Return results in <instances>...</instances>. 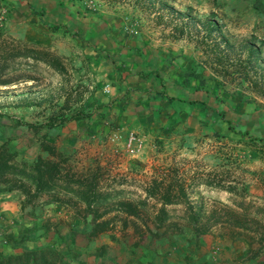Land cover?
Listing matches in <instances>:
<instances>
[{
  "label": "rangeland",
  "instance_id": "rangeland-1",
  "mask_svg": "<svg viewBox=\"0 0 264 264\" xmlns=\"http://www.w3.org/2000/svg\"><path fill=\"white\" fill-rule=\"evenodd\" d=\"M78 1H83L91 11L103 8L118 13L126 24L153 30L162 39L177 41L192 50L209 71L203 72V78L211 80L221 97L219 100L232 95L245 101L255 118L245 124L232 118L233 122L224 120L220 127V124L215 128L206 126L196 142L181 139L166 145L162 138L156 137L153 144L146 143L148 146L144 145L135 155L127 152L124 140L117 144L116 150L99 149V142L91 136L93 132L88 127L107 94L91 49L78 36L62 28H57L50 43L14 37L5 26L10 19L14 20L17 12L21 13L15 9V5H21L18 0H0L1 34L16 41L45 45L61 54L64 62L61 72L38 63L30 68L33 79L0 85V143L5 141L16 152L18 171L30 173L29 164L38 154L58 162L54 187L68 203L74 200L69 196L76 195L93 172L97 176V190L104 197L113 194L115 201L142 199L143 188L150 184L154 174L162 177L161 187L178 178L186 194L178 202L167 204L168 222H185L190 211L187 203L203 212L201 219L205 220L212 218L211 212H219L223 202L242 214L247 222L246 229L235 228L244 232L235 239L243 240L247 247L234 256L219 241L215 253L218 263L212 264L250 260L264 264V240L257 239L262 230L252 243L245 238V234L254 236L257 223L264 224V12L254 10L251 0ZM76 110L90 114L60 122L62 116ZM48 118H53L52 126L35 128L26 124L44 123ZM220 118L224 119L223 115ZM73 134L76 135L73 144L67 141L58 147L57 142H52L58 149L63 148L60 149L63 156L51 155L40 147L41 140L63 141L66 135ZM22 182L30 186L28 178ZM111 203L102 204L99 210L111 208ZM158 207L151 196L135 218L154 228L153 216ZM114 214L112 220L118 219ZM208 222L211 228L206 234L220 239L231 237V229L225 223L211 219ZM133 238L135 241L139 236L133 233ZM155 240L146 233L141 244L149 245ZM202 250L209 256L205 260L211 262L214 253L208 248ZM187 260L185 263L191 264Z\"/></svg>",
  "mask_w": 264,
  "mask_h": 264
},
{
  "label": "crops",
  "instance_id": "crops-1",
  "mask_svg": "<svg viewBox=\"0 0 264 264\" xmlns=\"http://www.w3.org/2000/svg\"><path fill=\"white\" fill-rule=\"evenodd\" d=\"M18 3L21 6L15 5V9L22 14L17 12L5 26L14 37L50 43L57 28H62L91 49L100 77L109 87L102 107L94 112L88 127L99 142V149L116 150L130 129L149 138L145 147L146 143L153 144L156 137L169 145L181 139L196 142L206 126L220 127L224 120L245 124L255 118L248 103L232 95L218 101L216 87L203 78V72H209L206 66L177 41L126 24L118 13L103 8L88 10L83 1ZM130 28L136 32H130ZM221 115L224 119H219ZM75 138L73 134L66 135L63 141H50L59 147L63 142L75 143ZM6 186L0 182V256L49 245L62 254L67 264H186L187 259L191 264H212L218 263L215 253L219 241L234 256L247 247L243 240L231 237L220 239L206 233L195 237L189 228L181 235L170 234L149 245L141 244L144 241L135 245L132 227L122 228L120 219L112 220L110 227L92 235V213L85 211L83 201L60 203L49 193L27 201L18 188ZM111 212L99 219L112 217ZM205 247L214 253L211 262L205 260L209 258L203 253Z\"/></svg>",
  "mask_w": 264,
  "mask_h": 264
},
{
  "label": "trees",
  "instance_id": "trees-1",
  "mask_svg": "<svg viewBox=\"0 0 264 264\" xmlns=\"http://www.w3.org/2000/svg\"><path fill=\"white\" fill-rule=\"evenodd\" d=\"M251 5L254 10L264 12V0H251ZM22 62L25 64L23 67L26 68L18 66ZM38 63L50 66L58 72L64 69L62 55L49 47L37 43L16 41L12 37H6L0 33V85L14 84L21 80L33 79L30 68H35ZM215 95L218 100L221 98L217 91ZM89 114L88 111L76 110L71 115L62 116L60 122L62 123L72 118L78 119L82 116H89ZM26 124L35 128H41L44 125L52 126L53 118H48L44 123L34 124L32 122H26ZM40 147L41 149L47 150L51 155L63 156V152L50 141L41 140ZM16 161V152L12 151L5 141L1 142L0 182L6 183V188H18L25 194L27 201H31L40 193H49L53 200L60 203H68L59 196L58 190L54 187L55 175L59 171L58 162L38 154L29 164L31 172L27 173L18 171L19 168ZM22 162L24 165H28L26 161ZM26 178L30 181V186L22 182ZM96 178V172H93L87 178V182L77 190L76 195L69 196L70 199H74L75 201H83L85 203V211L92 213L93 225L90 230V234L92 235L110 227V224L113 223L112 217L102 219H99V217L111 211H115L116 214L114 215L119 217L118 219L121 221L122 228L131 226L133 233L139 236V239L134 241L135 245L143 240L146 233L149 234V238L159 239L167 237L170 234L181 235L186 228H189L194 236L198 237L210 230L209 219L214 221L218 220L228 225L231 229L230 235L234 239L242 235L241 232H243V230H235L236 227L242 229L247 228V222L243 219L242 214H237L235 210L223 202L221 203L220 211L211 212L212 218L207 217L205 220L201 219L203 212L194 210L193 205L187 203L190 211L189 216L184 220L185 222H168L167 204L178 202V199L186 194L178 178H173L172 183L161 187L162 177L159 174H154L150 179V184L145 185L143 188L145 192L144 197L138 201L125 198H119V200L115 201L116 196L113 194L104 197L97 190ZM220 185L222 184H218L217 186ZM151 196L155 197V202L159 204L153 216L154 228L146 221L141 222L135 218L136 215H139L140 208L142 209L144 207ZM111 201H113L111 208L99 210L102 204ZM257 224L258 229L254 231V236L245 234V238L248 239L249 243L255 240V235L260 233L261 230L262 232L257 236V239L260 242L264 240V224ZM30 259L31 262L29 264H67L63 260L62 254L49 245L27 249L17 255L0 256V264H28ZM57 261L59 262L57 263ZM98 264H104V262H99Z\"/></svg>",
  "mask_w": 264,
  "mask_h": 264
},
{
  "label": "built area",
  "instance_id": "built-area-1",
  "mask_svg": "<svg viewBox=\"0 0 264 264\" xmlns=\"http://www.w3.org/2000/svg\"><path fill=\"white\" fill-rule=\"evenodd\" d=\"M130 32H136L135 28H130ZM105 91H108L109 87L108 84L104 86ZM124 146L128 153L135 155L143 150L145 145V137L140 135L135 130H128L124 137Z\"/></svg>",
  "mask_w": 264,
  "mask_h": 264
}]
</instances>
